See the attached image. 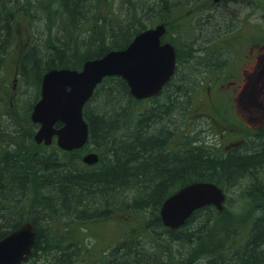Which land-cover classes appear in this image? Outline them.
Listing matches in <instances>:
<instances>
[{"label": "trees", "instance_id": "trees-1", "mask_svg": "<svg viewBox=\"0 0 264 264\" xmlns=\"http://www.w3.org/2000/svg\"><path fill=\"white\" fill-rule=\"evenodd\" d=\"M209 1L0 0V70L13 49L17 21L43 24L45 30L34 34L17 61L20 84L37 94L27 108L28 119L43 77L52 69L81 70L86 61L127 48L139 33L159 24L167 26L164 41L177 51L174 77L151 100H136L120 77L104 80L85 108L90 140L82 150L68 153L54 145L32 152L36 125L15 127L14 135H8L13 140L6 143L2 126L7 129L8 122L0 125V240L32 222L37 242L25 264H184L201 258L207 259L204 264H264V127L228 149L206 141L195 126L184 128L199 86L197 76L205 81L213 76L224 86L239 64L224 59L235 52L236 42L242 43V53L264 49L263 35H256L250 46L233 10L245 0H222L208 6L196 23L186 21L188 12ZM220 37L233 42V48L230 43L218 46ZM246 100L249 107L262 105L264 75ZM91 150L101 157L94 167L82 161ZM197 182L222 188L226 205L231 191L239 190L241 210L252 207L250 225H225L226 208L219 212L208 206L183 227L166 228L160 216L164 202ZM123 214L142 223L125 222L122 239L109 253L92 254L73 237L76 221L114 220ZM61 219L66 227L54 232L52 224ZM49 240L57 247L53 243L51 249ZM42 241L48 246H41Z\"/></svg>", "mask_w": 264, "mask_h": 264}, {"label": "rangeland", "instance_id": "rangeland-1", "mask_svg": "<svg viewBox=\"0 0 264 264\" xmlns=\"http://www.w3.org/2000/svg\"><path fill=\"white\" fill-rule=\"evenodd\" d=\"M213 5L218 4H215L214 0H210L206 5L188 12L186 21L190 20V23H196L198 17L205 14V9ZM233 10L236 11V16L240 19L243 33L247 37L250 36V46L255 43L256 35H263L262 40H264V0H245L242 5L235 7V9L233 8ZM41 26L42 28L31 26V23L25 19H21L14 24L15 39L13 49L4 68L0 70V116L3 118L0 125L2 126L3 123L8 122L6 125L7 129H4V126H2L5 133L3 134V143L13 140L8 135H14L15 127L28 128V124L32 123L30 119L31 113L28 119L27 108L35 101V95L37 96V94L30 87H24L20 84L18 80L19 76L17 75V61L20 55L31 44L34 34L40 30L45 31L43 24ZM42 37L43 42L46 34H42ZM220 39H222V43H218V46L230 43L231 48H233V42L231 43L227 38L220 37ZM233 40L236 39L234 38ZM258 42L259 40L256 43ZM239 43L236 42L234 53L229 54V56L225 55L224 59L226 57L231 61L235 59L239 64L237 65L236 63L237 69H235L234 77L230 79V76L227 75L230 80H225L224 86L220 87V80L212 78L213 76L207 77L206 81L204 80V76L202 78L197 76L199 86L194 95L193 107L184 122V128L195 126V129L202 130L201 137L206 141H212V144L216 143L225 149L241 143L250 132L253 133L255 132L254 130L264 127V102L262 105H260L261 102H258L257 106L249 107L246 100L247 92L256 87L258 76L264 75V70L261 67L264 60V49L252 47L250 51L242 53L239 50L242 43ZM0 136L2 135L0 134ZM29 148L32 152H41L48 147L38 145L34 141V144H31ZM229 196L230 199L226 205L225 216L222 217L225 225H231L234 228H238L242 223L250 225L249 215L252 207L245 213L241 210L243 199L239 196V190L237 189L232 190ZM32 209L30 207L29 212ZM140 220L138 217L134 218L133 216L123 214L114 220H88L89 222L86 224L76 221L73 224L76 226L74 227L76 231L73 237L80 240L84 244V248L86 246L91 248L92 254L95 252L109 253L122 239L123 230L127 229L126 223L128 222L130 225L136 226V224L142 223ZM61 221L64 220L61 219L52 224L54 232L63 230L66 227ZM53 243L54 247H57L55 242L49 240L48 245L51 249H54ZM48 245L44 241L41 243V246L47 247ZM178 249L181 254H184L183 248ZM185 253H187L186 249ZM194 260H187L184 264H204L207 261L205 258L198 259L195 262Z\"/></svg>", "mask_w": 264, "mask_h": 264}, {"label": "water", "instance_id": "water-1", "mask_svg": "<svg viewBox=\"0 0 264 264\" xmlns=\"http://www.w3.org/2000/svg\"><path fill=\"white\" fill-rule=\"evenodd\" d=\"M164 24L139 33L123 50H114L99 59L88 60L81 71L53 69L43 77L41 99L31 119L39 128L37 144L57 145L64 151L82 149L89 141L90 129L84 110L97 88L108 77H121L137 100L161 94L177 71V52L163 41ZM100 157L91 152L83 161L93 166ZM226 195L213 183H192L169 197L161 209L163 224L171 229L183 227L192 215L207 206L224 210ZM37 229L25 222L0 240V264L28 262L37 242Z\"/></svg>", "mask_w": 264, "mask_h": 264}]
</instances>
